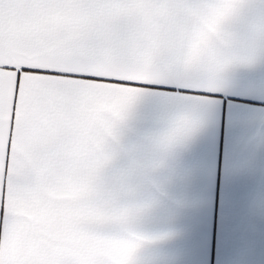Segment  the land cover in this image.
Returning <instances> with one entry per match:
<instances>
[{
  "label": "snow or ice",
  "instance_id": "6c2138e0",
  "mask_svg": "<svg viewBox=\"0 0 264 264\" xmlns=\"http://www.w3.org/2000/svg\"><path fill=\"white\" fill-rule=\"evenodd\" d=\"M229 2L0 0V264H135L140 245L154 238L112 223L127 209L108 201L91 203L86 181L68 194L81 202L70 226L53 232L40 248L13 252L21 235L35 232V173L54 170L66 150L79 151L75 133L69 139L53 137L47 151H35L29 136L30 111L40 95L63 92L76 98V109L86 106L120 115L145 96L132 85L160 80L188 92L203 91L197 100L211 101L240 67L223 60L200 66L173 51L162 54L161 63L148 69L121 59L120 45L126 33L138 30V13L146 7L152 9L145 17L150 26L178 39L189 25L188 18L179 14L181 7L199 4L219 13ZM173 8L177 14H166ZM96 40L108 45L106 58H97L89 47ZM173 121L188 134L198 129L201 116L195 110H178Z\"/></svg>",
  "mask_w": 264,
  "mask_h": 264
},
{
  "label": "crops",
  "instance_id": "0c3cea01",
  "mask_svg": "<svg viewBox=\"0 0 264 264\" xmlns=\"http://www.w3.org/2000/svg\"><path fill=\"white\" fill-rule=\"evenodd\" d=\"M264 12V0H250ZM214 99L168 81L134 84L145 93L126 135L142 145L167 127L178 110L201 123L171 149L156 196L139 231L154 242L135 264H264V63L240 67ZM127 83V82H121ZM181 99L182 105L164 103Z\"/></svg>",
  "mask_w": 264,
  "mask_h": 264
},
{
  "label": "clouds",
  "instance_id": "9594fccd",
  "mask_svg": "<svg viewBox=\"0 0 264 264\" xmlns=\"http://www.w3.org/2000/svg\"><path fill=\"white\" fill-rule=\"evenodd\" d=\"M250 8V0H230L219 13L206 11L199 4L183 6L179 14L188 18L189 25L174 39L150 26L145 17L151 16L152 9L146 7L138 13V30L125 34L120 45L121 59L135 60L152 69L161 63L162 54L174 51L178 58L200 66L218 60L233 67L264 63V12H252ZM166 14L177 13L173 8ZM89 47L95 49L97 58H106L108 45L104 41H93ZM75 104L76 98L63 92L42 94L33 103L28 128L34 150L45 152L53 137L69 139L75 133L79 151L74 154L66 150L54 170L35 173V232L27 237L21 235L14 253L42 247L53 232L74 222L81 202L68 194L85 181L91 203L108 201L114 207L127 209L125 216L112 223L141 232L138 224L156 199L155 195L145 197L141 193L158 188L171 149L186 135L172 120L142 145H130L125 138L140 103L120 115L86 106L76 109ZM153 242L142 243L133 258ZM4 254L7 258V246Z\"/></svg>",
  "mask_w": 264,
  "mask_h": 264
}]
</instances>
